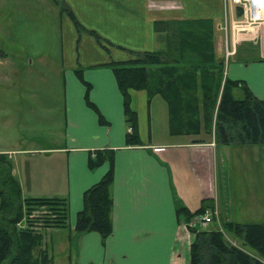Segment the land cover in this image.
I'll return each mask as SVG.
<instances>
[{"label":"crops","instance_id":"0c3cea01","mask_svg":"<svg viewBox=\"0 0 264 264\" xmlns=\"http://www.w3.org/2000/svg\"><path fill=\"white\" fill-rule=\"evenodd\" d=\"M64 1L81 24L97 31L113 45L108 51L89 33L80 35L72 18L62 13L58 6L62 28L66 145L38 149V153L51 155V176L47 178L53 181L54 187L41 186L37 193H31L27 187L36 183L31 184V176H26L27 182L18 179L13 167L24 196L59 195L69 200L70 227L45 229L44 233L52 237L49 241L43 238L42 247L53 257L54 264L55 259H61L64 264H190L191 244L195 239L192 229H208L201 226V218L195 212L205 199H212L211 208L215 212L221 210L222 167L228 160L231 169L229 158L232 154H242L243 163L250 160V154L246 146L217 143L213 132L204 126L198 135L173 134L167 101L161 95H154L149 101L144 89L131 90V105L138 113L142 144L128 145L123 95L107 63L128 59L132 57L131 51L165 50L171 22L186 19L211 20L217 57H225L224 0ZM233 12L232 6L227 14L231 17ZM157 22L161 28L158 31ZM240 38L246 39L243 45L229 44L233 53L227 61L225 74L232 80L244 81L257 97L264 99V24L251 27ZM79 68L84 79L92 85L91 101L109 124H101L97 111L88 105L87 85L77 74ZM233 93L237 98L244 96L240 87ZM202 95L199 85L201 110ZM103 148L114 150V179L110 186L113 232L105 240L96 231L76 229L78 213L84 208V192L99 182L111 167L110 161L96 168L88 165L89 154ZM23 151L27 150H0L9 157ZM206 152L210 164L207 175L202 161ZM61 157L66 164L64 176L60 175L58 165ZM10 159L13 163V157ZM259 159L264 163L262 155ZM230 175L231 194L236 191L234 197L241 203L240 179H236V173L234 177ZM246 182L250 185L248 180ZM181 207L194 215L188 217L179 212ZM211 229L222 230L231 242L263 260L256 249L254 252L232 231L228 234L220 223Z\"/></svg>","mask_w":264,"mask_h":264},{"label":"trees","instance_id":"16d2710c","mask_svg":"<svg viewBox=\"0 0 264 264\" xmlns=\"http://www.w3.org/2000/svg\"><path fill=\"white\" fill-rule=\"evenodd\" d=\"M61 12L72 18L80 35L89 33L110 51L109 46L113 43L81 24L64 1ZM177 21L181 24L180 34L177 33L180 43L172 45V24ZM170 28L165 50L131 51L134 57L107 63L113 69L123 95L127 144H142L138 113L131 105L132 89L146 90L149 101L154 95H161L167 101L173 134L198 135L204 126L209 132L213 129L216 141L221 145L264 144V99L257 97L242 80L227 77L221 84L225 57H217L213 22L207 19L176 20L171 22ZM156 30H161L158 22ZM76 71L87 85L88 105L97 111L101 124H109L90 99L92 85L84 79L81 68ZM199 85L203 90L202 110ZM236 87L242 88V98L235 97L233 90ZM105 161H110L111 167L99 182L84 192V208L78 213L76 225L78 231H96L104 240L113 232L110 186L114 179V150L96 149L89 154L90 168L99 167ZM3 165H6V171L0 172V264H54L53 257L42 247L44 230L70 227L68 198L24 196L21 184L13 174L9 155L0 152V166ZM212 206V199H205L195 214H202ZM179 212L188 217L194 215L185 207ZM223 228L256 249L263 260L231 242L220 229L193 228L195 239L191 244L190 264H264V222L225 220Z\"/></svg>","mask_w":264,"mask_h":264},{"label":"rangeland","instance_id":"374dc122","mask_svg":"<svg viewBox=\"0 0 264 264\" xmlns=\"http://www.w3.org/2000/svg\"><path fill=\"white\" fill-rule=\"evenodd\" d=\"M63 1L0 0V150H27L22 154L14 153L10 158L13 157L18 179L25 180L26 176H31V184L36 183L27 187L31 193H37L41 186L54 187L53 181L48 179L52 170L51 155L38 153V149L66 145V100L61 73L62 28L59 13ZM224 9L226 11V3ZM230 9L231 6L227 5V10ZM233 9L231 17L228 14V38L232 39L229 44L243 45L246 39L242 41L240 38L243 31H239L235 22V19H242V13L239 7L233 6ZM180 27V21L172 24V45L180 43L177 35L180 34ZM224 61L225 72L227 61ZM224 72L221 84L227 79ZM243 146H246L245 150L250 154L249 161L243 163L242 154H232L229 158L231 169L228 160L225 166L221 162L224 166L221 172L223 203L221 210L215 212V222L202 224L204 228L211 229L219 223L223 226L225 220L264 222V163H260L259 159L262 155L264 161V144ZM61 158L58 165L60 175L64 176L66 164L64 157ZM202 161L207 175L210 165L207 152ZM2 171H6V165L0 166ZM230 173L233 177L236 173V179H240L241 203L234 197L236 191L231 194ZM246 180L250 185H247ZM224 230L232 234L228 229ZM45 237L49 241L52 235L44 233ZM248 247L256 252L253 247ZM55 264L64 263L61 259H55Z\"/></svg>","mask_w":264,"mask_h":264},{"label":"built area","instance_id":"2783aa9c","mask_svg":"<svg viewBox=\"0 0 264 264\" xmlns=\"http://www.w3.org/2000/svg\"><path fill=\"white\" fill-rule=\"evenodd\" d=\"M226 3L225 21L223 23V30L225 32V60L228 61L233 50L230 49L228 38V10L227 5L239 7L242 13V19L236 20L239 31H248L251 27L257 26L264 22V0H224ZM234 19V18H233ZM201 222L203 224H209L215 221V212L210 208L206 209L201 215Z\"/></svg>","mask_w":264,"mask_h":264},{"label":"bare ground","instance_id":"6f19581e","mask_svg":"<svg viewBox=\"0 0 264 264\" xmlns=\"http://www.w3.org/2000/svg\"><path fill=\"white\" fill-rule=\"evenodd\" d=\"M212 210V209H211ZM215 212V211H214Z\"/></svg>","mask_w":264,"mask_h":264}]
</instances>
